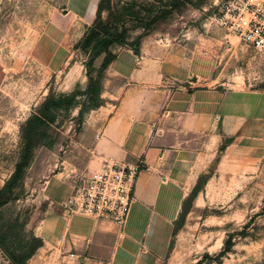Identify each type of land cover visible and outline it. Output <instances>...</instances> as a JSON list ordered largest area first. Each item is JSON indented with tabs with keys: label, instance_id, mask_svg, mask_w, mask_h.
Segmentation results:
<instances>
[{
	"label": "rangeland",
	"instance_id": "rangeland-1",
	"mask_svg": "<svg viewBox=\"0 0 264 264\" xmlns=\"http://www.w3.org/2000/svg\"><path fill=\"white\" fill-rule=\"evenodd\" d=\"M228 0H99L92 21L53 63L31 49L72 0L0 4V264H28L64 193V146L100 99L102 63L144 37L187 44L213 59V84L264 95V53L213 21ZM102 60V61H103ZM229 150L183 203L162 264H264V110L261 132ZM255 138V139H256ZM52 180H56L52 182Z\"/></svg>",
	"mask_w": 264,
	"mask_h": 264
},
{
	"label": "crops",
	"instance_id": "crops-1",
	"mask_svg": "<svg viewBox=\"0 0 264 264\" xmlns=\"http://www.w3.org/2000/svg\"><path fill=\"white\" fill-rule=\"evenodd\" d=\"M98 1L72 0L65 12L51 14L32 58L49 65L63 45L77 44ZM136 49L115 51L103 69L102 104L68 137L64 193L52 198L64 201L105 159L143 163L126 222L66 218L59 206L28 264H162L199 177L244 135L259 145L264 95L214 85L212 56L190 53L187 44L144 37Z\"/></svg>",
	"mask_w": 264,
	"mask_h": 264
},
{
	"label": "built area",
	"instance_id": "built-area-1",
	"mask_svg": "<svg viewBox=\"0 0 264 264\" xmlns=\"http://www.w3.org/2000/svg\"><path fill=\"white\" fill-rule=\"evenodd\" d=\"M213 21L243 46L264 53V0H228ZM144 169L143 163L105 159L98 169L85 174L80 187L59 204L64 216L124 225L133 201L134 183Z\"/></svg>",
	"mask_w": 264,
	"mask_h": 264
},
{
	"label": "trees",
	"instance_id": "trees-1",
	"mask_svg": "<svg viewBox=\"0 0 264 264\" xmlns=\"http://www.w3.org/2000/svg\"><path fill=\"white\" fill-rule=\"evenodd\" d=\"M135 52H137V49H136ZM111 58H112V57H111ZM111 58H110L108 61H105V59L103 60V62H102V71H103V69L106 67V65L108 64V62L111 60Z\"/></svg>",
	"mask_w": 264,
	"mask_h": 264
}]
</instances>
